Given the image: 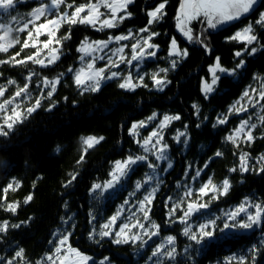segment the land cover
<instances>
[{
    "label": "trees",
    "instance_id": "obj_1",
    "mask_svg": "<svg viewBox=\"0 0 264 264\" xmlns=\"http://www.w3.org/2000/svg\"><path fill=\"white\" fill-rule=\"evenodd\" d=\"M67 2L73 3V0ZM85 2L74 0L75 5ZM162 2L164 0H133L127 8L131 15H126L118 29L97 30L83 24H64L61 36L69 31L71 36L62 41L60 60L53 66L0 64V86L7 89L6 98L11 97L18 87L29 84L30 99H24L22 107L30 106L45 91L42 87L44 78L60 79L51 100L43 99L42 106L23 124L17 125L14 132L8 137H0V223L7 221L9 224L8 231L0 233V264H7L9 260L13 264H38L40 259L54 252L59 235L67 232L72 233L68 241L71 247L92 257L89 264H100L105 257L109 258L105 264H155L158 258L149 257L157 245L166 243L168 236L176 238V258H161L163 264H238L241 256L246 258V264H253L249 251L253 245L259 249L255 264H264V225L248 230L217 231L216 239L202 247L183 235L186 225L178 220L181 210L169 218L174 204H181L183 200L181 207L184 208L189 199L184 195L186 191L191 189L194 193L191 199H195L197 190L209 179L216 185L228 179L231 188L227 195L212 200L202 214L190 218L193 230L208 219H216L217 228H222L228 208L246 200L251 204H264V172H259V168L264 166L259 159L264 155V123L260 120L264 116V100L253 107L247 98L241 99L244 91L249 90L253 100H258V92L264 84V28L254 24L264 9V0H258L254 9L239 20L209 32L203 43H189L176 31L181 0H167L163 17L147 25V12ZM36 4L24 0L19 6L21 10L15 9L10 16H16L21 24ZM65 9L62 5L61 10ZM248 23L254 25L258 36L255 43L258 51L254 55L244 52L243 43L228 39ZM145 27L159 34L153 37L159 51L155 60L146 62L149 69L144 83L128 90L121 89L118 81L113 80L97 92L81 94L69 71L79 64L81 42L107 38L111 33L128 29L139 31ZM174 37L183 48H187L186 57L169 55L170 42ZM19 38L23 42V36ZM27 50L21 52L20 59L28 55ZM237 51L242 52L240 57L235 55ZM16 52H20L19 44L8 53H0V60H9ZM217 58L229 70L235 68L241 59L245 64L234 75L220 76L214 92L205 95L201 81L203 77L209 78V67ZM173 60L177 61L175 68L172 67ZM159 67L167 69L161 74L165 81L162 89L157 88L151 74ZM29 76L31 81L27 79ZM9 80L15 83L8 84ZM251 89L257 91L252 92ZM237 101L245 102L242 107L247 111L230 113L229 109ZM52 103L55 107L46 110ZM154 114L155 118L149 119ZM166 115L180 117L168 122L164 132L163 142L168 147L172 167L166 170V162L163 163L158 169L162 175L149 184L145 181L151 168L147 166L148 162H144L132 169L126 183L116 191L99 189L93 192V185L108 181L116 161L145 155L141 139ZM225 117L227 123H217L218 118ZM242 120L256 125L252 130L255 139L250 144L240 139L237 142L239 147H236L226 137ZM140 121L146 125L135 129L139 130L136 136L132 125ZM182 132L185 135L178 142L175 136ZM88 136L104 139L84 153L85 145L81 138ZM217 151L223 155L215 156ZM243 153L249 154L252 170L246 173L230 171L238 168L239 157ZM82 154L84 160L77 163ZM197 172L200 173L198 177ZM72 174L77 178L68 184ZM14 180L19 181L20 186L15 191L9 190L7 199H3V188ZM137 182L143 185L139 191ZM153 188L156 192L149 205L150 220H144L141 211H122L113 229L118 231L123 222L134 223L139 219L145 224V229L134 228L132 233L139 235L140 240L117 245L112 242L114 235L103 239L99 235L95 239L89 238V233L93 230L98 233L100 226L125 205V200L134 205L143 193ZM30 194L33 199L24 203ZM209 199L203 197L204 201ZM8 203L18 204L15 213L4 210ZM126 208L130 206L126 205ZM128 215H133L131 220ZM152 223L160 225V231L149 239L144 232L155 231ZM21 249L23 259L15 257Z\"/></svg>",
    "mask_w": 264,
    "mask_h": 264
},
{
    "label": "snow or ice",
    "instance_id": "obj_2",
    "mask_svg": "<svg viewBox=\"0 0 264 264\" xmlns=\"http://www.w3.org/2000/svg\"><path fill=\"white\" fill-rule=\"evenodd\" d=\"M18 0H0V53H8L9 49L14 48L16 45H20V52H16L15 55L11 56L9 60H0V64H8L12 62L15 65H25L28 62L33 64L40 65L42 67H47L48 65L54 64L59 59V48L52 47L49 48L50 45H60L62 46V41L66 39H70L71 33L70 31L64 34L63 36H58L60 28L67 24L69 26L76 24L88 25L93 28H97V30H103L104 28H114L117 27L119 22H122L125 19V15H119L118 13L124 12L126 15L130 16L131 13L127 12V8L130 4L133 3V0H86L85 3L75 5L74 0L73 3H68L67 0H49L46 3H40L39 6L33 8L30 13H28V19H26L22 26L13 27V25L20 24V21L16 16H11V21L6 22L2 19L3 14H9L11 10L15 8ZM258 0H181L179 10L177 12L176 21H177V29L181 32V34L187 39L188 42H198L203 43L199 37H194L193 29L189 26L192 21L199 20L203 18L207 26L209 28H217L219 25H223L226 23H230L232 21L239 20L242 16L249 14L254 6L257 4ZM167 0L160 3L158 6L154 8V10L147 12V16L149 19L147 20V25H152L155 22H158L164 13V8L166 6ZM64 5L67 9H72L70 12L66 10H61V6ZM105 9V12H102L101 9ZM43 20V22H39ZM39 22V23H38ZM255 25H259L264 28V12L259 14V17L254 22ZM31 26V27H30ZM98 26V27H97ZM141 32H149V28L145 27L140 29ZM27 33V37L21 42L18 33ZM41 35L47 36L46 40H39ZM130 35H120L116 37H109L108 41H93L81 42V46L78 51L85 54V56H92L95 52L101 51L104 48L108 47V43L114 39L119 42L122 40H127L130 38ZM156 35H159L156 32H150V34L143 39V45L140 44L139 41L133 43L131 45L132 48V56L131 60L125 61L123 56L120 57V62L131 63L132 61H139L144 58L145 54L147 56H155V51H146L147 49L157 48L158 45L152 44L150 41ZM228 39L233 41L241 42L245 45L244 52L248 55H254L257 53L258 49L255 46V43L258 42V36L255 34V28L253 24H249L243 27L241 30L237 31L234 35L229 37ZM38 45H42V49L48 50V52L41 58L42 49L38 47ZM249 45H252L251 48H248ZM33 48L35 51L26 56L23 59H17L20 56L21 52L27 48ZM124 48L116 49V52L122 53ZM170 56H181L186 57L188 52L186 49L180 50L177 46V41L175 38L171 40V51L169 52ZM237 57L242 55L241 51H237L235 53ZM84 59V56L81 57V60ZM95 59V58H94ZM94 59L86 64V67L80 68L74 77V83L78 89H81V94L84 92H97L100 90L101 82L105 79H112L118 76L117 72H111L109 76H105L104 73L106 71L105 68L95 69L94 68ZM103 59V57H100ZM109 64L106 67H119V64L108 58ZM176 60L172 61V67H176ZM245 64L244 60H239L236 64V67L229 70L223 68L219 63V58H217V62L213 68L210 69L212 73L211 83L205 81L203 92L205 95L211 93L214 88L213 86L217 84L220 77L216 74L217 71L221 73H226L228 75H234L237 70L242 68ZM71 72L72 69H69ZM161 71L166 72L167 69H161ZM158 74H153L152 79L158 86H163L165 81L162 79H157ZM31 76L27 79L31 81ZM140 81H143V77L139 78ZM15 81L9 80L8 84H14ZM60 84L59 77L54 80H49L44 78L43 85L45 88L50 89L46 93L41 92L40 96L35 98L34 102L30 104V106L21 107L24 99H30L29 97V84L25 83L22 87H18L15 93L6 99L0 101V137H8L12 132H14L17 125L23 124L25 120L37 109L42 106V100L48 99L51 100L54 96V93L57 91V85ZM137 85L133 83L131 73L128 74L126 78H124L123 82L119 84L121 89L134 90ZM7 89L3 86H0V98L5 97ZM252 92H256V89H251ZM259 99L253 100L250 96L249 90H245L242 98H247L249 103L255 107L256 103H259L261 100H264V84L261 85V89L258 92ZM19 98V101H18ZM67 99V98H65ZM240 101H237V105H239ZM55 107V103H52L46 110H51ZM194 108L197 106H193ZM232 111L240 112L247 111L246 107H237L236 105L233 108L229 109V112ZM153 117L149 119H154ZM180 117L177 116H164L163 121L160 122V129H163L167 126V122L172 120H178ZM262 123H264V116L260 117ZM227 118H218V124L227 123ZM145 122L140 121L137 124L132 125L133 134H135V129L137 127H144ZM199 126V125H198ZM215 126V125H214ZM256 128L255 124H251L249 120H242L237 128L234 129L233 133L226 137V139L233 143L236 147H239L237 143L238 140L243 138L244 141L249 144L255 139L253 135V129ZM185 133H180L177 136V141L179 142V137L184 136ZM155 138V143L153 144V139ZM83 144L85 145L84 153H86L89 149L93 148L95 145L99 144L104 138L103 137H95L88 136L82 137ZM162 137L159 132L153 131L149 134L147 138L143 140L144 151H150L148 145H152L153 148L156 145L160 144ZM185 143L187 141H184ZM139 143V141H138ZM167 145L160 147L158 149L159 155L156 156L157 160H165ZM59 150V149H58ZM223 153L217 151L215 156H222ZM249 154L243 153L239 157V166L238 168L234 167L230 169L232 172L240 171L241 173L249 172L251 169L249 165ZM260 162L264 163V155L260 158ZM84 160V155L82 154L80 160L77 163H81ZM146 156H129L127 159L123 161H116L115 166L110 173L111 180L107 181L103 186L99 184L93 185L92 191L95 192L103 188L104 191L108 189H114L121 181L123 177H125L130 169L131 165L136 164L138 161H146ZM149 168L153 170L157 167V165L153 163H148ZM171 165L169 164V167ZM207 167V165H205ZM259 172H264V166L259 168ZM200 175L199 172L196 173L198 177ZM76 175H71V180L68 181V184H71L72 181L76 179ZM196 177H193L195 179ZM152 180L151 176H148L145 183H148ZM15 184V187H14ZM20 186L19 181L14 180L13 182L7 184L3 188L4 197L3 199H7V193L9 190L15 191L16 188ZM67 186V185H66ZM142 187L140 182H137L136 188L140 189ZM231 188L230 181L228 179H224L221 185H216L212 182L211 179L208 182L204 183L195 193V199H191L194 195L193 191L189 189L185 192V197H188L186 203V208H182L181 205L184 201H181V204H174L169 212V218L175 214L177 210L182 211V215L178 217L180 223L185 224L186 226L183 229V235L187 237L189 240L194 241L197 245H201L202 247L205 244H209L216 239L215 233L217 231L225 232L226 230L232 229H253L256 226L264 225V204H251L249 202L241 203L238 205L233 211L226 213V219L223 222L222 228H217L216 219H208L204 223H200L196 226V229L193 230L192 225L189 223L191 217L195 216L198 213L202 214V210L208 209L209 204L212 200L219 199L220 196L227 195ZM156 189L153 188L152 191L148 192L147 195L144 196L143 200L139 201V210L143 214V219L146 221L150 220V207L152 204V200L154 199ZM211 194V195H210ZM202 197H210L208 201L202 200ZM33 199V196L30 194L26 197L24 203H28ZM171 198L169 197V200ZM128 201L125 200V204ZM18 204L8 203L4 206L5 211H9L12 213L16 212ZM250 208H254L255 211H249ZM123 209L121 208L109 218V220L100 226V230L97 233L95 230L89 233L90 239H95L96 235H99L101 239L104 237L115 236V239L112 241L113 243L119 244H127L130 241L140 240L141 237L137 234H132V229L140 228L145 229V224L141 223L139 219H136L135 223H122L119 225L118 231H113L114 226L118 218L121 216ZM241 214H244L243 217ZM68 219H71L70 217ZM93 219H95L93 217ZM23 223V222H22ZM67 223V221H65ZM11 227L18 228L20 225H11ZM151 227L155 229V231H147L145 230L144 235L148 236L151 239L152 236H156L159 234L160 225L152 223ZM9 229V224L7 221L0 223V233H6ZM72 235L71 232H67L59 235L58 241L54 248V252L47 255L46 260L49 264H88L92 258L82 254L79 250L72 248L68 243L69 237ZM175 237L168 236L166 238V243H161L155 247V249L151 253L152 257L158 258L155 264H163V259L166 258L168 260H175L176 258V248ZM99 242V241H97ZM50 243H52L50 241ZM144 244L147 241L143 242ZM171 246V247H169ZM187 251V248L185 249ZM249 251L252 253L251 259L253 264H255L256 256L259 251L257 245H253ZM15 257L23 259V249L17 251L15 253ZM109 258L105 257L100 264H105ZM7 264H13L12 260H9ZM238 264H246V258L241 256L239 257Z\"/></svg>",
    "mask_w": 264,
    "mask_h": 264
},
{
    "label": "rangeland",
    "instance_id": "obj_3",
    "mask_svg": "<svg viewBox=\"0 0 264 264\" xmlns=\"http://www.w3.org/2000/svg\"><path fill=\"white\" fill-rule=\"evenodd\" d=\"M22 1H24V0H18V2L16 3V5H15V8L13 9V10H11L10 12H13V11H16L15 9H20V3H22ZM27 1V0H26ZM29 1H31V2H33L34 4H36L37 2V4H36V6H34L33 5V7L30 9V12H31V10L33 9V8H35V7H37V6H39V4L40 3H46V2H49V0H29ZM256 6V5H255ZM254 6V7H255ZM21 10V9H20ZM66 11H71L72 9H65ZM154 10V9H153ZM101 11L102 12H105L106 13V10L105 9H101ZM152 11V10H151ZM30 12H28V13H30ZM261 12H264V9L261 11ZM107 14V13H106ZM119 15H125V18H126V13H124V12H120V13H118ZM247 15V14H246ZM243 17V16H242ZM27 18V17H26ZM2 19L4 20V21H6V22H10L11 21V16H10V13L9 14H3V17H2ZM28 19V18H27ZM39 22H43V20H41V21H39ZM38 22V23H39ZM232 22H234V21H232ZM232 22H230V23H232ZM23 23V22H22ZM22 23L21 24H16V25H13V27H19V26H22ZM121 23L122 22H119L118 23V25H117V27H114V28H111L110 30H112V29H118V28H121L120 26H121ZM230 23H226V24H223V25H220V26H218L217 28H208V29H206L205 30V27H204V25H201L202 24V18L201 19H199V20H195V21H193V23H192V29H193V34H194V37H199V39L200 40H202L203 42L206 40V38H207V34L209 33V32H214V31H216V30H218V29H221V28H223L224 26H226V25H228V24H230ZM249 24H252V23H248L247 25H249ZM177 25V21H176V24H175V26ZM247 25H245V26H247ZM245 26H243V27H245ZM31 27V26H30ZM98 27V26H97ZM242 27V28H243ZM62 28V27H61ZM61 28H60V30H59V32L57 33V35L58 36H61ZM242 28H240V29H238L237 31H239V30H241ZM104 29H109V28H104ZM176 31L180 34V36H182V38L184 39V40H186L187 41V39L181 34V32L177 29V26H176ZM237 31H235V33L237 32ZM150 30H149V32H141L140 30L138 31V30H132V29H128V30H126V31H123V32H116V33H111V35L109 36V37H116V36H120V35H129L130 33H131V35H130V38L129 39H127V40H122V41H119V42H117V41H115L114 39H112L109 43H108V47L107 48H104L103 50H101V51H97V52H95L92 56H85V54L84 53H82V52H80L79 51V53H80V58H79V64L75 67V68H73L72 69V71L70 72L71 74H72V76L73 77H75V73L80 69V68H83V67H86V64L88 63V62H90V61H92L94 58V68L95 69H100V68H105L106 69V71H105V73H104V75L105 76H109L110 74H111V72H117L118 73V76L117 77H115V78H112V79H105V80H103L102 82H101V87H100V89L105 85V84H108V83H110L111 81H118V84H120V83H122L123 82V80H124V78H126L127 76H128V74L129 73H131V75H132V80H133V83H135L137 86H139V85H141V84H143L144 83V79H145V77L147 76V72H148V69L149 68H147V66H146V62L147 61H150V60H155L154 58L156 57V55L155 56H147L146 54H145V56H144V58H142L141 60H139V61H132L130 64L129 63H127V62H120V57L121 56H123L124 58H125V61H129V60H131V56H132V48H131V45L133 44V43H136L137 41H139L140 42V44L141 45H143V39H145L149 34H150ZM234 33V34H235ZM233 34V35H234ZM256 34V33H255ZM18 35H21V33H18ZM23 36V39L22 40H24L26 37H27V33L26 32H23V34L21 35V36H19V37H22ZM109 37H107V38H101V39H94V40H89V39H87V40H84V41H87V42H93V41H108L109 40ZM175 39H176V41H177V46H178V48L180 49V50H184V49H186L187 50V48H183L181 45H180V43H179V41H178V39L176 38V37H174ZM47 39V36H45V35H41L40 37H39V40H41V41H43V40H46ZM152 44H154V45H156L155 43H154V41H153V38H152V40L150 41ZM188 42V41H187ZM189 43H198V42H189ZM257 44V43H256ZM249 46H251V45H249ZM248 46V47H249ZM256 46V45H255ZM38 47H41V49H42V45H38ZM52 47H56V48H59V59L57 60V61H59L60 60V57H61V50H60V48H61V46L60 45H55V44H53V45H50L49 46V48H52ZM121 47H123L124 48V51L122 52V53H118V52H116V49H118V48H121ZM80 48V47H79ZM27 49H29V50H27V53H28V55H30V54H32L34 51H35V49H33V48H31V47H29V48H27ZM169 52L171 51V42H170V47H169ZM257 49H258V47H257ZM146 51H155L156 52V54H157V52L159 51V47H157V48H153V49H147ZM48 52V50H44V49H42V54H41V58H43L44 57V55L46 54ZM27 55V56H28ZM82 56H84V59L83 60H81V57ZM100 57H103V59H100ZM109 57H111V59L113 60V61H115V62H117L118 64H119V67L118 68H116V67H106V66H108V64H109V60H108V58ZM171 57H176V58H179V57H181V56H171ZM176 58H174V59H176ZM17 59H20V56L19 57H17ZM56 61V62H57ZM55 62V63H56ZM216 62L217 61H215V63L213 64V65H211L210 67H209V78H207V77H203V79H202V81H201V85H202V90H203V87H204V83H205V81H207L208 83H211V80H212V73L210 72V69L211 68H213L214 66H215V64H216ZM32 64V65H37V64H33V63H31V62H28L27 63V65L28 64ZM54 63V64H55ZM220 63V62H219ZM54 64H51V65H48L47 67H50V66H53ZM221 65V64H220ZM146 66V67H145ZM222 66V65H221ZM39 67H40V65H39ZM42 67V66H41ZM223 67V66H222ZM45 68V67H44ZM224 68V67H223ZM161 69H163V68H161V67H159L156 71H152V76H153V74H158L157 75V79H162V80H164V78H163V76L161 75L162 73H165V72H163V71H161ZM219 77L220 76H222V75H224V74H226V73H221V72H219V71H217V73H216ZM140 77H143V81L141 82L140 81ZM54 80V79H53ZM155 83V82H154ZM42 85H43V83H42ZM42 85H40V86H42ZM155 85L157 86V88H159V89H162V87H164V85H165V83H164V85L163 86H158L156 83H155ZM136 86V87H137ZM43 87V90H45L44 91V93H46L47 92V90H48V88H45L44 87V85L42 86ZM135 87V88H136ZM215 87H216V85H214L213 86V88H214V90H215ZM134 88V89H135ZM41 90V89H40ZM79 90H81V89H79ZM214 90L212 91V92H214ZM49 91V90H48ZM211 92V93H212ZM204 93V92H203ZM205 94V93H204ZM210 93H208L207 95H209ZM250 96H251V94H250ZM9 98V97H8ZM3 99H6V96L5 97H3V98H0V101H2ZM18 101H19V98H18ZM247 102H248V99H247ZM243 105H245V102H243V101H240V103H239V105H237L236 104V106L237 107H242ZM22 107V106H21ZM168 123V122H167ZM146 125V124H145ZM159 125H160V123L157 125V126H154V128H152V130H150V132L148 133V135H146V136H144V138H142L141 139V145H142V147H143V140L145 139V138H147L148 136H149V134L151 133V132H153V131H157V132H159V134H160V136L162 137V139H161V141H160V144H158V145H156V147L155 148H153L152 147V145L150 144V145H148V147H149V149H150V151H148V152H145L144 151V153H145V155L144 156H146L147 157V160L146 161H138L136 164H134V165H131L130 166V169H129V171H128V173H127V175L125 176V177H123L122 179H121V181H120V183L114 188V189H108L107 191H109V192H114V191H116L117 189H119V188H121V186H122V184H124V183H126V177L128 176V174L129 173H131V171H132V169L135 167V166H137V165H139V164H141V163H144V162H148V163H153V164H155V165H157V167L153 170L152 168H151V170H150V172L147 174V176H146V180H147V178H148V176H151L152 177V180L151 181H149L148 183L149 184H151V182H153V180H156L157 178H159L162 174L159 172V168L161 167V165L163 164V163H165L166 162V165H165V168H166V170L167 169H170L171 167H172V161H170V159H169V152H168V147H167V149H166V156H167V159H165V160H157L156 159V156L157 155H159V152H158V149L160 148V147H163L164 145H166L164 142H163V140H164V132H165V130H166V127H164L163 129H160V127H159ZM239 126V125H238ZM183 133V132H182ZM135 134H136V136H138L139 135V130H135ZM180 134V133H179ZM178 134V135H179ZM177 135V136H178ZM177 136H175V139L177 140ZM182 136H180L179 137V139L181 138ZM241 139H243L242 137H241ZM155 143V138L153 139V144ZM143 150H144V147H143ZM150 156H153V158H150ZM128 158V157H127ZM126 158V159H127ZM125 160V159H124ZM119 161H123V160H119ZM169 164L171 165L170 167H169ZM114 166H115V164H114ZM114 166H113V168H114ZM109 180H111V175H110V178L108 179V181ZM107 182V181H106ZM106 182H102V183H98L99 185H101V186H103ZM143 186V185H142ZM102 189V191H104L103 190V188H101ZM142 189V187L140 188V189H138V191L139 190H141ZM107 191H104V192H107ZM141 192V191H140ZM156 192V191H155ZM142 193H143V191H142ZM141 193V194H142ZM148 193H146V194H142V198L139 200V201H141V200H143V198H144V196L145 195H147ZM154 196H155V194H154ZM202 200H203V197H202ZM139 201H138V203L136 202L134 205H132V204H130V202H128L127 204H125V205H122V206H120V208H118V210H120L121 208L123 209V211H131V210H133V211H140L139 210ZM247 202H249L250 203V201H248V200H246ZM245 201V202H246ZM245 202H243V203H245ZM186 203H187V201H186ZM186 203H185V205H184V208H186ZM126 205H129L130 206V208H126ZM237 206H235V207H229L228 208V210L227 211H229V212H231V211H233L235 208H236ZM117 210V211H118ZM202 211H204V210H202ZM249 211H255V209H253V208H250L249 209ZM228 212V213H229ZM241 215H244V214H241ZM131 216H133V215H128V218H130L129 220H131L132 219V217ZM117 223V222H116ZM123 223H126V222H123ZM135 223V222H134ZM114 229V228H113ZM132 234H136V233H132ZM82 253V252H81ZM82 254H84V253H82ZM84 255H86V256H89V255H87V254H84ZM47 257V256H46ZM46 257L44 258H42V259H40L39 261H38V264H49V262L46 260ZM89 257H91V256H89ZM92 258V257H91ZM92 260V259H91ZM91 260L90 261H88V264L91 262Z\"/></svg>",
    "mask_w": 264,
    "mask_h": 264
},
{
    "label": "water",
    "instance_id": "obj_4",
    "mask_svg": "<svg viewBox=\"0 0 264 264\" xmlns=\"http://www.w3.org/2000/svg\"><path fill=\"white\" fill-rule=\"evenodd\" d=\"M195 21V20H194ZM192 23H193V21H192ZM192 23L189 25L190 27H192ZM201 25H204V27H205V30L206 29H208L209 27L207 26V23H206V21L202 18V24ZM220 26V25H219Z\"/></svg>",
    "mask_w": 264,
    "mask_h": 264
}]
</instances>
